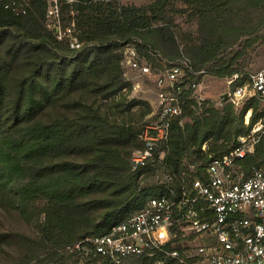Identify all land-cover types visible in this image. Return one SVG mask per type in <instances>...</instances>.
<instances>
[{
  "label": "trees",
  "instance_id": "trees-1",
  "mask_svg": "<svg viewBox=\"0 0 264 264\" xmlns=\"http://www.w3.org/2000/svg\"><path fill=\"white\" fill-rule=\"evenodd\" d=\"M47 10V0H0V206L33 225L32 235L0 232V251L11 256L17 248L14 264H112L101 257L81 263L71 249L168 197L189 163L206 166L249 130L232 104L184 122L195 116L188 106L154 158L133 169L152 106L128 101L123 50L134 46L155 70L188 60L192 82L201 72L246 73L254 70L249 50L264 38V0L65 4L63 24L75 21L77 49L47 27ZM182 17L197 25L193 33L179 34ZM263 158L264 142L246 163ZM176 248L131 264H184L168 254Z\"/></svg>",
  "mask_w": 264,
  "mask_h": 264
},
{
  "label": "built area",
  "instance_id": "built-area-1",
  "mask_svg": "<svg viewBox=\"0 0 264 264\" xmlns=\"http://www.w3.org/2000/svg\"><path fill=\"white\" fill-rule=\"evenodd\" d=\"M80 2L47 0V27L59 40L67 38L71 49L79 48L77 27L74 20L64 26L62 7ZM121 68L134 94L158 95L140 135L143 148L132 157L135 170L154 158L188 106L205 113L211 100L204 92L210 81L222 83L218 103L232 104L249 130L235 148L206 166L189 163L178 175V185L168 189V197L149 200L139 213L105 235L85 238L72 252L81 263L101 257L112 264H131L136 257H155L177 242L176 250L168 254L184 264H264V158L258 165L246 163L264 142V66L223 78L201 72L202 78L192 82L188 60L155 70L134 46H127ZM254 116L258 119L252 123ZM165 179L173 181L172 176Z\"/></svg>",
  "mask_w": 264,
  "mask_h": 264
},
{
  "label": "rangeland",
  "instance_id": "rangeland-1",
  "mask_svg": "<svg viewBox=\"0 0 264 264\" xmlns=\"http://www.w3.org/2000/svg\"><path fill=\"white\" fill-rule=\"evenodd\" d=\"M119 1L124 5H137V6L145 5L152 2V0H119ZM177 23L179 24V27L177 28L179 34H182L184 32L193 33L197 28V25L195 23L186 22V19L184 17L179 18L177 20ZM261 40L262 41H259L248 52L251 63L254 65L253 69H257L261 66H264V38ZM209 84H210L209 90H207L204 93L211 101L209 102V105L206 108V110H204L205 113L199 114L197 111H194L193 109L190 108L191 110H193L195 116L186 118L184 122H191L194 117L203 119L205 115L208 114L209 107L222 106L218 103V95H217L219 91L223 90L222 83H219L217 81H210ZM127 94H128V101L131 100L146 101L152 105V108L154 107L153 105H155V103L156 104L158 103V95L156 91L153 92L148 91L147 93L141 92L140 94H134L133 89H131L130 87V89L127 91ZM162 175H163V170H158L157 173L154 175V177L150 176V178L155 181H160L162 179ZM0 232H20V233L32 235L33 225L31 223H28L24 219H21L16 214L13 213L10 214L0 206ZM15 249L17 252H10L11 256L6 254L5 252L0 251V264H14L13 262L16 259L13 256H17L19 253V250L17 248Z\"/></svg>",
  "mask_w": 264,
  "mask_h": 264
}]
</instances>
